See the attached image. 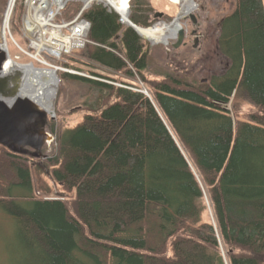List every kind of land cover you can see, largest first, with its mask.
Masks as SVG:
<instances>
[{"label":"trees","instance_id":"16d2710c","mask_svg":"<svg viewBox=\"0 0 264 264\" xmlns=\"http://www.w3.org/2000/svg\"><path fill=\"white\" fill-rule=\"evenodd\" d=\"M233 1L217 38L227 68L205 81L101 6L84 14L96 45L65 67L136 90L139 81L149 98L57 75L101 94L75 127L50 126L57 155L42 173L71 196L63 201L50 200L47 179L35 197L27 154L0 147V209L29 254L20 264H264V0ZM129 6L133 24L151 26L150 0ZM80 7L68 3L57 21ZM237 91L254 109L235 126Z\"/></svg>","mask_w":264,"mask_h":264},{"label":"rangeland","instance_id":"374dc122","mask_svg":"<svg viewBox=\"0 0 264 264\" xmlns=\"http://www.w3.org/2000/svg\"><path fill=\"white\" fill-rule=\"evenodd\" d=\"M2 1L3 5L0 6V33L2 32L4 16L9 0H0V3ZM17 4L9 26L14 40L21 49L16 48L10 40H7L8 53L11 60L21 66L30 64L36 69L51 71L56 69V75L63 73L92 79L86 75L87 73L77 72L71 68L65 67V65L72 64L71 59H68L69 57L58 61L42 54L40 61L47 63L49 66L32 59L30 56L35 57L34 52L30 51L29 42L24 39L21 31L22 5L19 4V6H17ZM197 4L198 7L194 14L197 18V25L199 26L198 31L202 34V37L199 39L198 50H193L189 45L173 49L172 45L176 43L174 38L169 40L168 45L161 44L160 42L151 43L148 40L141 39L147 43L149 48L161 46L171 66L178 70L189 66L190 70H188V74L192 73L195 78L204 81L211 76L221 75L227 68L228 61L222 57L217 50L219 21L223 16L233 10L235 4L233 0H197ZM100 6L103 8L105 7L106 9L109 8L104 4H100ZM150 6L149 8H152V11L150 12L149 22H152V24L148 28L159 23H172L180 10L179 5H175L169 0H150ZM157 14H162V17L155 19L154 17ZM60 17L61 15L58 18ZM181 27L185 30V34L189 36L192 29L191 21L189 19L182 20ZM163 35L164 33H157L156 37L159 40ZM191 42L192 38L189 36V43L186 42V44H191ZM187 61H190L191 65H189ZM137 84L141 88L138 92L142 91L148 95V92L139 81H137ZM60 87L61 89L59 91ZM99 97H101V94L98 91L94 89L90 90L86 85L69 81L59 83V80L57 79L53 110L52 112L46 113L45 118L39 120L34 129L40 134L48 135L42 149L38 152L39 157H34V151L23 149L27 154V164L31 171L35 197H39L43 194V191L39 189V183L46 181L45 179H47L48 184L52 188V197H61L65 199L71 197L69 195H63L65 193L61 191L60 187L53 184V181L50 180V176L42 173L46 168L49 169L48 164L57 155L55 135L51 131L50 126H54V130H58V127L61 129L75 127L82 122V119L86 115L93 114V111L87 110V107L95 108ZM228 107L231 110V117L235 126L239 122L247 121L246 119L248 115L252 113L254 109V106H252L247 100L243 99L238 91ZM36 109L39 110L40 108L36 107ZM14 191L15 195L21 193L18 190ZM20 195L21 194H19V196ZM28 257L29 254L25 251L24 246L19 243L16 221L0 209V264H17L23 260V258L26 259Z\"/></svg>","mask_w":264,"mask_h":264},{"label":"bare ground","instance_id":"6f19581e","mask_svg":"<svg viewBox=\"0 0 264 264\" xmlns=\"http://www.w3.org/2000/svg\"><path fill=\"white\" fill-rule=\"evenodd\" d=\"M96 1H98V3H103L106 7H111L113 9H115V11L119 15H121V17H123L124 25H129L130 23H132L129 19L130 9H128L129 8L128 2L130 0H96ZM169 1L175 5H179L180 10L178 12L179 13L178 18L174 22H172V24L171 23L170 24L159 23V24H157L153 27H150V28H142V27L136 26L135 24L132 23V25L137 29L138 34L142 38L150 41L151 43L160 42L161 44L168 45L169 40L173 39L175 37L177 31H179L180 28H182L181 27V21L184 20V18H187L192 13L194 14V12L196 11V9L198 7L197 0H169ZM50 2H51V0H38L37 5L35 7H33L32 10L36 14H44L43 13V11H44L43 7L44 6L47 7V5ZM85 4L88 5L89 3H85ZM93 6H100V5H93ZM80 9H81V7H80ZM90 9L91 8L83 10L82 16L84 17V14L87 11H89ZM104 9H106V8L104 7ZM113 9H111V10L106 9V11L110 14H115L116 16H118L114 12ZM80 12L81 11L79 10L77 12V14ZM8 17H9V10L7 12V15H6L4 27H7V25H5V24L8 20ZM71 20H69V21H71ZM86 21L90 24V29H89L87 36H86L87 43H85L84 47L80 50H83L85 48V46H87V45H93V46L96 45L93 42H91L88 38L90 30H91V23L88 20H86ZM128 21H130L129 24H128ZM118 23L121 25L120 20H119V16H118ZM125 28H129V27L126 26ZM157 33H164V35L158 40L156 37ZM0 38H1V43H2L0 48L2 50H5V46H4L5 40H4V37L2 35V32L0 33ZM53 40L60 41V43L65 44V39L54 38ZM37 44L39 46V51L41 49H44L46 47L45 45H47L43 42L39 44V41L37 42ZM49 46L50 47L51 46H55V47L57 46V48H59L60 45H58V43L57 44L52 43V44H49ZM80 50H78V51H80ZM72 53L69 56H71ZM69 56H64L63 58L69 57ZM2 77L6 78L8 80L9 90H8L6 95L0 96V100L3 101L7 106H11L13 104V102L17 99H22V100L30 101L33 105L40 108L41 110H43L46 113L52 112L53 100H54V94H55V86H56V79H55V72L54 71L45 70V69H43V70L42 69H36L32 65L21 66V65L13 63L12 61H6V63L4 64L3 70H2ZM89 77H91V76H89ZM91 78H92V80H97V81H100L103 83H107V84L113 85V86L118 87V88H124V89H128L130 91L138 92V90H136V89H133V88L127 87V86H123L119 83L109 82V81L101 80V79L95 78V77H91ZM139 92L142 93L143 95H145L146 97L149 96L142 91H139ZM14 197L19 198L18 195H14ZM50 200L63 201V199L61 197H53V199H50ZM25 251L28 252L27 250H25ZM24 259L25 258H23V260ZM23 260H21L17 264H20Z\"/></svg>","mask_w":264,"mask_h":264},{"label":"built area","instance_id":"2783aa9c","mask_svg":"<svg viewBox=\"0 0 264 264\" xmlns=\"http://www.w3.org/2000/svg\"><path fill=\"white\" fill-rule=\"evenodd\" d=\"M17 1H19L18 4L22 5L21 31L24 39L29 42L30 51H33L35 56L30 57L46 66L49 65L40 61L42 54L48 58L60 61L64 56H69L72 52L78 51L84 47L85 43H87L86 36L90 29V24L82 16V11L91 8L93 5L103 4L98 3L96 0H51L47 7H43L44 14H36L32 9L37 5L38 0H9L4 16L2 35L4 38L8 37L12 44L18 49L21 48L12 38L9 26ZM74 2L81 3V12L78 13L71 21L57 22V19L65 9V6H67L68 3ZM85 3L89 4L86 5ZM111 9L113 8H108V10ZM8 10L9 17L5 24L7 27H4ZM113 10L119 16L121 25H124L123 17H121V15H119L115 9ZM54 38L65 39V44L60 43V41L53 40ZM38 41L39 44L42 42L47 44L45 45L46 47L40 51L37 44ZM52 43H58V45H60L59 48H57V46L50 47L49 44ZM5 52L9 57L6 46Z\"/></svg>","mask_w":264,"mask_h":264},{"label":"water","instance_id":"95a60500","mask_svg":"<svg viewBox=\"0 0 264 264\" xmlns=\"http://www.w3.org/2000/svg\"><path fill=\"white\" fill-rule=\"evenodd\" d=\"M178 16L179 13L172 22H174ZM161 17L162 14H157L154 18L156 19ZM187 19H189L194 26L197 25V18L195 14L192 13L187 18H184V20ZM127 26L134 30L139 38H142L132 23ZM185 33L186 32L183 28H180V30L177 31L174 37L177 42L173 46L174 49H177L182 45ZM5 60V53L0 48V71ZM8 90V80L1 77L0 74V96L6 95ZM147 97L149 98V96ZM34 106L35 105L28 100L17 99L11 106H7L0 100V146L6 148L12 153L18 154L23 153V149H30L35 152L34 157H39L38 152L42 149L48 135L40 134L37 131L32 130L31 124L36 123V121L43 120L46 116V112L41 109L38 110L36 109V106Z\"/></svg>","mask_w":264,"mask_h":264},{"label":"flooded vegetation","instance_id":"af4514ba","mask_svg":"<svg viewBox=\"0 0 264 264\" xmlns=\"http://www.w3.org/2000/svg\"><path fill=\"white\" fill-rule=\"evenodd\" d=\"M191 25H192V27H191L192 29L190 31L189 36L192 38V42H191V44H186V42L189 43V36H187V34H186L185 37H184V39H183V42H182V45L181 46L184 47L185 45H189V46H191V48L193 50H198V48H199L198 47V43H199V39L202 37V34L198 31L199 30V26L198 25L194 26L192 23H191ZM175 44H173L172 47ZM173 49H174V47H173ZM37 122L38 121H36V123H34V124H31V129L32 130L35 129V125L37 124Z\"/></svg>","mask_w":264,"mask_h":264}]
</instances>
